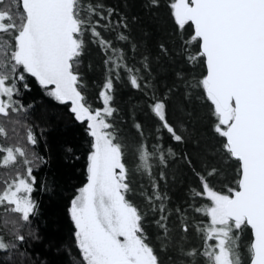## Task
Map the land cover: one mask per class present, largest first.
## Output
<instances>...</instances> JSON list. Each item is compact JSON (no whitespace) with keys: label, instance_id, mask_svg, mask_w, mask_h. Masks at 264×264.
Returning a JSON list of instances; mask_svg holds the SVG:
<instances>
[{"label":"snow or ice","instance_id":"6c2138e0","mask_svg":"<svg viewBox=\"0 0 264 264\" xmlns=\"http://www.w3.org/2000/svg\"><path fill=\"white\" fill-rule=\"evenodd\" d=\"M159 3L150 0L153 6ZM168 6L188 61L198 62L205 70L194 85L186 86L199 88L208 102L212 130L219 138L218 154L237 164L234 186L225 185L226 191L210 183L220 169L196 173L200 188L191 193L208 201L195 208L207 220L197 226L205 241V264H264V0H171ZM102 8L86 0H0V116L21 110L23 106L18 108L13 97L21 89H30L29 78L55 101L70 104L75 120L86 122L92 137L87 182L68 209L83 264H163L145 229L147 213L133 199L131 179L137 173L152 177L155 152L141 142L120 139L111 119L117 111L112 106L113 77L122 67L132 69L117 62L123 60L122 54L117 61L108 55L109 73L98 93L100 107H93L80 71L89 42L106 54L117 53L98 30L109 27L101 22L112 15L111 9L104 15ZM189 46L194 53L188 52ZM160 48L167 54L164 44ZM130 83L141 87L135 75ZM151 111L175 141H183L166 117L165 100L154 98ZM135 128L143 135L140 124ZM0 136H7L2 123ZM26 141L37 143L31 129ZM38 160L42 158L22 143H0V250L8 248L5 231L19 241L25 239L19 229L36 209L31 198L36 183L32 165ZM160 160L164 162L163 154ZM151 187L149 194L141 185L139 194L154 213H160L154 223L162 237L169 238L165 196L154 180ZM182 231H189L187 223ZM245 231L251 233L246 246L241 241ZM184 254L199 253L193 249Z\"/></svg>","mask_w":264,"mask_h":264},{"label":"trees","instance_id":"16d2710c","mask_svg":"<svg viewBox=\"0 0 264 264\" xmlns=\"http://www.w3.org/2000/svg\"><path fill=\"white\" fill-rule=\"evenodd\" d=\"M170 2L160 0L159 6H153L150 0H86V3L103 5L99 11L106 16L108 10H112V15L101 22L109 27L98 30L112 42L117 53L109 50L106 54L97 44L89 42L80 71L94 107L101 103L98 93L109 73L110 66L105 64L108 55L117 61V55L122 54L123 60L117 62L132 69L129 72L122 67L116 70L118 77H113L112 104L117 111L112 120L122 140L141 142L155 152L151 159L152 177L141 173L131 177L135 189L133 199L147 213L145 229L163 264H205V241L197 226L207 220L195 208L208 201L191 193L192 189L200 188L196 173L206 175V169H220V175L209 178L210 183L217 190L226 191L225 185L234 186L237 164L225 161L218 154L219 138L212 130L214 118L208 102L201 98L199 88L186 86L194 85L205 70L198 62L188 61L170 19ZM121 35L127 39H119ZM85 38L90 41L91 34L87 33ZM161 44L167 48V54L162 52ZM188 52L194 53L195 48L189 46ZM133 75L141 84L139 89L130 83ZM29 81L30 89H21L20 95L13 97L18 108L23 106L21 110L10 113V117L0 116V123L7 132L6 137L0 136V143H22L42 158L32 165L36 209L26 224L21 221L19 234L25 237L23 241L11 231L3 233L8 248L0 251V264H83L68 209L77 190L87 182L92 137L86 130V122L75 120L70 104L55 101L34 78ZM154 98L166 101V117L183 135V141H175L151 111ZM136 123L141 125L143 135L140 132L135 135ZM28 129L37 138L35 145L26 141ZM161 154L164 162L160 160ZM21 167L23 170L26 166ZM153 180L165 196L169 238L162 237V230L154 223L160 213H154L139 194L141 185L151 194ZM182 222L189 226L186 233L182 231ZM248 233L249 242L251 233ZM193 249L199 254H184Z\"/></svg>","mask_w":264,"mask_h":264},{"label":"rangeland","instance_id":"374dc122","mask_svg":"<svg viewBox=\"0 0 264 264\" xmlns=\"http://www.w3.org/2000/svg\"><path fill=\"white\" fill-rule=\"evenodd\" d=\"M101 102V101H100ZM101 106V103H100V105L99 106H94V107H100ZM112 106H113V104H112ZM112 119V118H111ZM136 124H138V123H136ZM136 124H134V125H136ZM134 127V130L136 131V136H138V131H137V129L135 128V126H133ZM120 136V139H124L123 137H122V134L121 135H119ZM78 194V193H77ZM31 198H32V200H33V194L31 193ZM34 202V201H33ZM248 235H249V233L248 232H245V235L241 238V241H242V243H244V245L246 246L247 244H248ZM1 251V250H0Z\"/></svg>","mask_w":264,"mask_h":264}]
</instances>
